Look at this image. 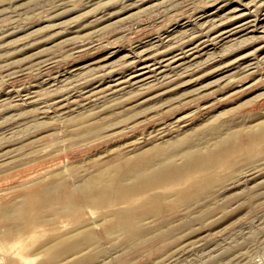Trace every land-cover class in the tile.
Returning <instances> with one entry per match:
<instances>
[{
    "label": "rangeland",
    "instance_id": "obj_1",
    "mask_svg": "<svg viewBox=\"0 0 264 264\" xmlns=\"http://www.w3.org/2000/svg\"><path fill=\"white\" fill-rule=\"evenodd\" d=\"M160 2L164 3L159 4ZM239 3L241 2L238 0H0V206L2 204L13 205L17 199L19 201L21 198L19 202L17 201V205L20 204L23 200L21 194L28 188L30 189L29 186L35 183L42 184L41 181L44 183L51 182L50 179L57 180L55 183L60 182V186L57 184V187L53 186L56 190L63 189L58 190V192L61 191L60 193H62L64 191L63 197L65 198V202L64 198H61V201L50 200V202H43V205L40 203V206L33 207L32 210L29 209L28 213L30 215H36L37 213V215L47 217L53 213L52 219H55V216L58 217L53 221L52 219L51 221H45L46 224H40L37 227V233L29 238V241L33 243L29 248L32 253H29V249L26 250L28 264H37L39 260L47 258V253L42 250L43 244L49 238L52 239L62 231L74 227L76 220L69 215H56V208L72 199L69 197L71 195L69 190L72 191V195L77 192L76 187L74 189L73 186H76V183L83 178L84 174L109 161L112 155L116 157L115 154H119L120 151V153L133 154L136 150L137 152L142 151L148 145L155 144L156 141V143L158 141L164 142V138L167 142V139L175 140L183 136H190L192 140L197 142H205V147H210L213 144V141L209 144L212 129L218 125V122H254L258 113H264V34L262 38L254 41L250 40L228 49L221 48L223 43L221 45L218 43L217 45L206 44V47L200 46L204 40L202 37L205 34L203 33H209L210 35L211 30H208V32L207 28L211 29L208 24H212L208 22L198 28L199 23H203L200 19L203 10L213 9L215 6L221 5L218 17L226 19L224 22L221 21L223 22L222 27H229L235 23L237 24L238 19L232 16L236 12L234 7L240 6ZM262 11L260 7H257L253 12L255 15L261 16ZM192 20L197 22L192 24ZM182 21L187 23L189 31L186 30L185 36L183 35L178 41L179 43L177 42L175 49L179 47L184 51L187 50L186 47L189 48L191 45L197 44L199 45L198 50L203 54L199 53L198 50H194V53H191L192 55L196 53L194 58L191 54L189 55L191 58L188 57L189 59L186 60L190 63H187L186 70L182 72L184 74L180 75V78L174 76L176 79L173 78V82L169 83V87L172 88L173 86L175 89L169 90L167 94H162V98L161 96L151 97L155 93L154 89L147 90L148 92H132L119 102L112 103V105L104 100V102L101 100L102 103H100V99H95L93 89L107 87L108 81L113 77H106V72L113 67V64L115 66L119 64L118 67H120V64L121 67L124 66L121 58L125 53L127 55L131 54L126 60L127 67L130 68L118 70L120 72L116 71L113 75H129L140 62V57L138 59L136 53L132 54L131 51L150 47L152 38L159 33L163 34L168 29L173 31L180 29ZM204 28L205 31H203ZM197 31L199 34L203 32L202 35L197 36ZM65 38L66 41H64ZM67 38H69V42ZM187 39L188 43L185 41ZM196 40L198 43H196ZM113 48L117 49L109 56V63H114L109 65L110 68L109 66L102 67L108 60L99 62L97 60L110 55L111 52L109 51L115 50ZM180 49L174 50L172 54L181 51ZM203 49L205 51L216 50L213 51V55L206 57V52ZM247 51L252 53L256 51L254 57H250L253 69L251 67L246 68L245 63L247 62L245 60H236L239 55L245 54ZM121 55L122 57L119 58ZM177 55L179 53L175 54V56ZM49 57H52V61ZM116 57L118 63H115L117 62L116 59L114 60ZM223 64L225 67L222 66ZM218 65L222 67L219 70ZM98 66L100 72L97 71L99 68L96 69ZM118 67L115 68L118 69ZM253 70L257 74H253ZM229 71L230 73H228ZM224 73L225 75H223ZM94 74H96V78ZM246 74L250 75L246 76ZM159 81H163V79L159 77ZM174 83H177V85L181 83V85H178V87ZM48 87H51V89ZM187 89H192L189 90L191 93ZM35 90H37V93L41 92V94H34ZM84 91L87 94L83 98ZM178 92L180 95L183 92L181 98L178 96ZM17 93L18 95H16ZM80 95H83L81 97L83 99L80 98ZM141 98H143V103L139 101ZM159 98L160 100H158ZM15 99L19 104L15 102ZM146 99H148V102ZM168 99L169 102L166 101ZM171 99L172 102H170ZM187 99L188 102L184 103ZM33 101L35 102L33 103ZM24 102L26 103L24 104ZM135 102H138V104H135ZM200 105H204V107H200ZM148 109H150V112ZM61 111L63 112L61 113ZM146 111L147 113H144ZM66 113H69L67 118H65ZM145 114L146 116H144ZM179 115H184L188 120L184 117L186 121L181 123L186 122L185 126L182 124L177 132L172 135L173 137H169L168 124L175 120V116ZM147 117L148 119H146ZM137 118L139 119L137 120ZM149 118L152 119L149 120ZM80 121L82 123H79ZM154 121L157 122L156 125L153 123ZM110 122H115V126L112 124L109 128L106 124ZM104 125L107 126L103 128L105 133L102 132L103 129L91 133L79 132L80 129ZM157 126H160L161 129L160 127H158L159 130L154 128ZM118 128L122 130L120 133ZM109 129L117 130L118 134L116 131L113 134L112 130ZM152 131L158 134L166 131L168 133L166 132L164 138L159 137L154 141L152 137L147 138V132ZM99 133L100 135L105 134L106 137L100 136ZM110 133L113 135L110 136ZM262 142L264 145V138L257 140L249 147V151L254 147L251 151L250 157L252 158L250 160L247 159L246 151L233 148L229 150L227 155L211 159L208 169L211 171L210 173H213V171L216 173L213 174L216 176L214 181L220 180L216 184H213V181L210 184L211 187L202 193L200 198L210 189H212L211 192L214 198L209 201L200 200L199 198L192 201V203L181 204L180 207L175 208V211L174 209L171 212L169 211V220H173L175 223L172 226V240L169 239V241L171 240L169 244L166 245L164 242H158V240H155V243L153 240L154 242L148 243L150 247L147 243L140 244L141 246L138 245L139 247L136 246L133 249L128 247L127 250H121L122 253H119V256H108V264L118 261H115V259L123 257L125 251H128L125 254L127 260L124 259L130 261L131 264H151L152 261V264L155 261L154 264H164V262L166 264H227L228 261L231 262L230 264H264V147ZM135 144L138 148L134 149ZM181 146L177 145V147ZM123 147L125 149H122ZM130 148L134 150H130ZM4 150L8 152H3ZM106 150L107 152H105ZM11 160H15V162L10 163ZM95 160L98 165H95L96 162L93 166ZM100 160L104 162H100ZM227 160L230 162L228 165L223 163ZM182 162L181 159L175 160L176 164ZM33 174L36 175V178ZM196 174L200 173L196 172ZM33 177L34 179H32ZM30 180L33 181V184ZM17 182L19 183L17 184ZM63 184L64 186L68 185L65 187L68 188V195L66 194L67 191L64 190L65 188H63ZM24 186L26 187L24 188ZM178 186L180 188L183 184L175 183V181L170 183V187L174 192L179 189ZM173 191L170 192L173 193L172 196L174 197ZM20 192L22 193L20 194ZM200 205L206 207L204 208V216L199 215L201 207L199 209L198 207ZM97 209L102 211L104 207L103 209L89 207L87 208L88 214L95 218L99 217L101 212L98 214ZM34 211L36 212L34 213ZM178 217H183L182 221ZM180 233L183 235H179ZM112 241H110L112 244L108 241L109 243L106 242L107 244L104 245L105 248L108 247V244L110 245V248L108 247L110 252L113 251L115 243ZM157 242L166 246V250L163 245L157 244ZM153 243L156 246L158 245V247H155L159 250L153 247L155 245ZM192 244L195 245L192 246ZM168 245L169 247H167ZM180 245H182V249H180ZM174 247L175 252L172 251V253L174 252L172 254L171 250ZM188 247L191 248L188 250ZM15 248L11 242L3 241L0 238V254H2L0 257H3L9 249L14 251ZM203 248H206V250ZM179 250H186V252ZM106 251L108 252V249ZM177 251L179 252L177 253ZM164 253L167 254L164 255ZM97 254L99 253H95V255ZM174 254L179 255L175 256ZM164 256L166 257L162 258ZM159 258L162 259L161 262L158 260ZM0 264H3V262Z\"/></svg>",
    "mask_w": 264,
    "mask_h": 264
},
{
    "label": "bare ground",
    "instance_id": "obj_2",
    "mask_svg": "<svg viewBox=\"0 0 264 264\" xmlns=\"http://www.w3.org/2000/svg\"><path fill=\"white\" fill-rule=\"evenodd\" d=\"M235 1H237V0H235ZM238 1L241 2V3H239L240 6L238 5L237 7H234L235 11H236L235 15L234 16L231 15L235 19L236 18L238 19L237 24L235 23L233 26L222 27V24L226 19L224 20L222 18V16H221L222 19L219 18L220 16L218 17V12H219V9L221 6V5L218 6L219 5L218 3H217L218 5L215 6L216 8L214 7L213 9H208V10L206 9V10H203V12L201 11L202 13L200 15L201 16L200 19L203 23H201L199 21L202 24L200 26V23H199V27L195 25L196 23L194 25L196 27L200 28L203 26V24L206 25L208 22L212 23V24H208V25H210L209 27L211 29L207 28V31L211 30L210 35H209V33H203V32L200 33L201 35H202V33L205 34V35H203L204 37H202L204 40L202 41V44H200V46L206 47V44H216L217 45V43H218L221 45V43H223L222 47L220 45H219V47L224 48V49H228V48H231L235 45H238V44L241 45L243 43H246L250 40L254 41L255 39L262 38V36L264 34V1L263 0H259V1L258 0H242L243 3L241 0H238ZM162 3H164V2H162ZM162 3L160 2L159 4H162ZM156 5H158V4H156ZM257 7L258 8L260 7L261 10H263L261 13V16L255 15L253 12L255 10V8H257ZM256 14H258V13H256ZM195 16H196V14H195ZM232 17H231V19H232ZM186 19L189 20L188 17H186ZM194 20H192V22H191L192 24H193V22H197ZM216 20H217V23L215 24ZM222 20H223V22H221ZM229 24H231V23H229ZM190 27H192V26H190ZM188 28L189 27H187V23L182 21L180 29L173 31L172 29L170 30L167 28L168 30H166V31L164 30L165 32L163 34L159 33L156 35V37L152 38L150 41V47H146V48L143 47L141 49H134L133 48L134 49L133 51L130 50L132 52V54L136 53L137 58L140 57V62L136 68L133 65L128 63L130 66H133V68H135L133 71L130 70L131 72L129 75H126V76H122L121 74L113 75L116 71L123 70V69L126 70V68L129 67V66L127 67L126 60L128 59V57L131 54L127 55L125 53L123 57H122V55L119 56V58L122 57L121 58L122 64H124V66L122 65V67H121V64H120V67H118L119 66V64H118V65H116L118 67V69H117V68H115L116 66L113 64V67H111L110 70L108 69L109 71L106 72L105 76L106 77L107 76L113 77V78H110V80L107 79V80H109L107 83L108 85L105 84L107 87H103V88L100 87L97 89H93V91H95L93 93V96L95 95L94 96L95 99H98V100L100 99V101L104 100L106 103L108 102V104L110 103L112 105V103L119 102L126 95H128L132 92H134V93L135 92H137V93L138 92L139 93L140 92H148L147 90L154 89L155 93L153 92L154 94L151 95V97H153V96H159L160 97L164 93L167 94V92H169V90H172L174 88L173 86H172V88H170L171 86L169 87V83L173 82V78L176 79V77H174V76L179 77L180 75L182 76V74H184L182 72H184V70H186L187 63H190L186 59H189L188 57L191 58V56H193V58H194L196 53L194 55H192L191 53L194 50H198L197 47L199 45H197V44L193 45V46L191 45L189 48L186 47L187 50H184V51H182V49H180L179 47L177 49H175L177 42L183 37L184 33L186 32V30ZM163 29H165V28H163ZM192 29H193V27H192ZM192 29H190V30H192ZM188 31H189V29H188ZM203 31H205V28ZM200 34H199V32L196 33L197 36H201ZM188 35H186V36H188ZM197 36H196V38H197ZM188 37L190 38V36H188ZM191 38H192V35H191ZM67 39L69 42L70 41L69 38H67ZM70 39H71V37H70ZM173 39H174V41H172ZM183 40H184V38H183ZM200 40H202V39H200ZM64 41H66V38ZM169 41H171V42H169ZM185 41H187V43H188V39ZM145 42H146V40H145ZM180 42L182 43V41H180ZM196 43H198V41ZM181 46H182V44H181ZM183 46H185V45H183ZM261 46H262V44H261ZM78 47H80V46H78ZM135 47H138V46H135ZM210 47H212V46H210ZM117 48H118V46H117ZM113 49H115V48H113ZM116 49L113 51H109V52H111L110 55H106V56H104V58H102V59L100 58V60H97L98 62L108 60L104 63L105 65L103 64L102 67L109 66L110 64L114 63V62L109 63L110 62L109 56H111L113 54V52L116 51ZM178 49H180L181 51H177L174 54H172L174 50L176 51ZM216 49H214L212 51H210L211 49L208 51H205V49H203V50L206 52V57H207L208 55H211V54L213 55V51H215ZM224 49H222V50H224ZM257 49H258V47H257ZM250 51H247V53H245V54L239 55L238 58L236 59L237 61L245 60V62H247V63H245V65L247 66L246 68H250L252 66V64H251L252 61H250V57L251 56L254 57V53L256 52V51H254V53H252ZM176 53H179V55L175 56ZM199 53H202V52L199 51ZM190 54H191V56H189ZM261 54L263 55V53H261ZM196 57H198V56H196ZM51 58H50V60L52 61ZM137 58H135V59H137ZM195 59H197V58H195ZM50 60H48V61L51 62ZM114 60L117 61L115 63H118L117 57L114 58ZM193 62H194V59H193ZM119 63H121V62H119ZM132 63H134V62H132ZM99 65H101V64H99ZM222 66L225 67L224 64ZM236 66H238V65H236ZM254 66H256V65H254ZM243 67L245 68V66H243ZM98 68H99V66L96 67V69H98ZM109 68H110V66H109ZM220 68H222V67H220L218 65V70ZM233 68H234V66H233ZM237 68H239V67H237ZM106 69H107V67H106ZM99 70H100V68L97 71H99ZM220 71H222V70H220ZM103 72H105V71H103ZM118 72H120V71H118ZM253 72H254V70H253ZM228 73H230V71ZM228 73H226V74H228ZM243 73H245V72H243ZM255 73L256 72H254L253 74H255ZM97 74H99V73H97ZM247 74H246V76H249L251 73L249 75H247ZM76 75H77V73H76ZM94 75L96 78V74H94ZM223 75H225V73ZM221 76H222V74H221ZM159 77L161 79H163V81H159ZM231 77H232V75H231ZM64 78H62V79H64ZM179 78H178V80H179ZM102 80H103V78H102ZM174 84H176V86L181 85V83L178 85H177V83H174ZM93 85H95V84H93ZM171 85H173V84H171ZM51 87H53V86H51ZM51 87H48V88L51 89ZM96 87H99V86H96ZM245 87H247V86H245ZM189 90L191 91L192 89H187V91L189 93H191ZM36 91L37 90H35L34 94L37 93ZM180 91H182V90H180ZM24 92H26V91H24ZM39 93L41 94V92H39ZM39 93H37V94H39ZM171 93H172V91H171ZM196 93H197V91H196ZM22 94H20V95H22ZM84 94H85L84 96L82 95L83 98L86 97L87 93H85V91H84ZM143 94H145V93H143ZM172 94H174V93H172ZM181 94L183 95V92H181ZM16 95H18V93ZM182 95H180V93L178 92V96H180V98ZM82 96L80 95V98ZM169 97H171V96L169 95ZM174 97H176V96L174 95ZM35 98L37 100V98H38L37 95ZM35 98H34V100H35ZM83 98H81V99H83ZM161 98H162V96H161ZM189 98H191V97H189ZM13 99H14V97H13ZM88 99H90V98H88ZM93 99H91V100H93ZM144 99H145V97H144ZM155 99H157V98H155ZM176 99H179V98H176ZM5 100H6V97H5ZM86 100H87V98H86ZM98 100H96V101H98ZM142 100H143V98H141L139 101H142ZM147 100L148 99H146V101ZM158 100H160V98ZM55 101H56V99H55ZM102 101L100 103H102ZM166 101L169 102V99ZM172 101L173 100L171 99L170 102H172ZM189 101H192V100H189ZM15 102H16V99H15ZM19 102H20V100H19ZM34 102L35 101H33V103ZM85 102H87V101H85ZM138 102H135V104L136 103L138 104ZM168 102H167V104H168ZM181 102L182 101L180 100V103ZM186 102H188V99L186 101H184V103H186ZM16 103H18V102H16ZM25 103L26 102H24V104ZM106 103H104V104H106ZM142 103H143V101H142ZM1 104H2V102H1ZM160 104H162V103H160ZM94 105H95V103H94ZM58 106H60V105H58ZM152 106H155V105H152ZM158 107H160V106L158 105ZM161 107H163V106H161ZM200 107H204V105L203 106L200 105ZM148 111L150 112V109H148ZM153 111H154V109H153ZM62 112L63 111H61V113ZM144 113H147V111ZM155 114H156V112H155ZM68 116H69V113H66L65 118H67ZM144 116H146V114ZM148 117L146 119H148ZM184 117H185L184 115H179V116H175L174 121H171V122H169V120L167 121V123L169 122V124H168L169 130L166 127L168 132H169V135H168L169 137L170 136L173 137L172 135L175 132H177V130L183 124L181 122L188 120L186 117H185V119H186L185 120ZM143 118H142V120H143ZM154 118H155V116H154ZM138 119L139 118H137V120ZM150 119H152V118H149V120ZM160 121H161V119H160ZM115 122H116V119H115ZM115 122L114 123L110 122L111 124L108 123L106 125H108V127L110 128L112 126V124H114V126H115ZM79 123H82V121H80ZM153 123H155V121ZM153 123L151 124L152 126H153ZM167 123L165 122V124H167ZM156 124H157V122L155 123V125ZM106 125L101 126V127H91L89 129H85V128L80 129L79 132L80 133H82V132H84V133L95 132L98 130H102ZM132 125H134V124H132ZM158 127H160V126H157L154 128L158 129ZM160 129H161V127H160ZM109 130H112V129H109ZM118 130H120L119 133L122 131L121 128L120 129L118 128ZM162 130H163V128H162ZM212 130L213 131L211 134V140L209 141V144L212 141H213V144L210 147H205V142L201 143V142H197V141L192 140L190 136H183V137H180L179 139H175V137H174L175 140L170 138L173 140L172 141V140H168L167 139L168 136L166 135L167 136L166 137L167 142H166V140L163 136H165L167 131L164 133H159V134L154 133L155 131L154 132L152 131L149 133L147 132V135H148L147 138L152 137V139L154 140V139H158L159 137L160 138L163 137L164 140L163 139L162 140L164 142L158 141V143H156L157 142L156 141L155 144L152 143L153 145L150 143L151 146L148 145L147 148H145V149L142 148L143 149L142 151L139 149L140 151L137 152V150H136L137 153L135 152L133 154H127L123 151H122L123 153H120L121 152L120 151L119 154L114 153L116 155V157L114 155H112V158H110L109 161L102 163L103 165L99 164L100 166L98 168L96 167V169L90 170L89 173H87L88 172L87 171L86 172L87 174H84V176H82L80 174L83 178L79 179L77 183L75 180L76 186L73 184L74 185L73 188L76 187V191L78 193L76 192L74 195H72V191L69 190V192H70L69 194H71L69 197H71L72 199H70V200L67 199V200H69L68 202H66L62 205L60 204V206L56 208L57 211L54 210L56 215L64 214L65 216L66 215L72 216L73 219L76 220V223H75L76 225L74 224V227H70L69 229L62 231L59 235L52 237V239L49 238V240L45 244H43V246H42V248H43L42 250L44 251V253H47L48 257L45 259L39 260L37 262V264H108V262H107L108 256H110V255L119 256V253L120 254L122 253L120 251L121 250H127L128 247L133 249V247L134 248H136V246L139 247L138 245H140V244H142V245L145 243L150 244V242H152L153 240L154 241L158 240V242L159 241L164 242L166 245L169 244L170 241L172 240L171 239V237H172L171 232L173 230L172 226L175 225L173 220L172 221L169 220V211L171 212V211H173V209L175 211V208L178 206L180 207L181 204H187V203H192V201H196V199H199L201 197L202 193H204L208 188L211 187L210 184L214 181V179L216 177L215 175H213L215 172L213 171V173H210L211 171L208 169L210 167L209 163H210L211 159L216 158V157H220L223 155H227L229 150H231L232 148L246 151V153L248 155L247 159L250 160L252 158V157H250V155H251V151L253 150L254 147L250 151H249V147L251 145H253V143H255L257 140L264 138V113L263 114L258 113L254 122H246V121H243V122L230 121V122H225V123H219L218 122V125ZM104 131L105 130L103 129L102 132H104ZM115 131L118 134L117 130H114V131L112 130V133ZM147 131H149V130H147ZM99 135H100V133H99ZM101 135H103V134H101ZM112 135L110 133V136H112ZM243 135H244V137H243ZM104 137H106V136H104ZM146 141H147V139H146ZM143 142H144V140H143ZM257 143H259V142H257ZM182 144H183V146H181ZM136 145L137 144H135V147L133 146L134 149L137 147ZM177 145L181 146V147H177ZM262 145H263V142H262ZM129 147H131V146H129ZM133 147H131V148H133ZM263 147H264V145H263ZM131 148H130V150H134ZM122 149H125V148L123 147ZM126 149L129 151L128 148H126ZM263 149H260V150L262 151ZM107 150L105 152H107ZM258 151H259V149H258ZM3 152H8V151L4 150ZM113 156H114V158H113ZM176 159H181L183 162L181 164H176L175 163ZM7 161H9V160H7ZM101 161H103V160H100V162ZM13 162H15V160L10 161V163H13ZM96 162H97L96 160H95V162L93 161V166L98 165V162H97V164H95ZM7 163H9V162H7ZM223 163L228 165L230 162L227 160ZM1 166H3V165H1ZM91 167H92V165H91ZM207 169H208V171H206ZM196 172H199L200 174H196ZM35 176L36 175H34V177ZM34 177L32 179H34ZM50 177H52V176H50ZM237 177H239V176H237ZM219 180L220 179L214 181L213 184L218 183ZM35 181H36V179H35ZM50 181L51 182L48 181L46 183L41 181L42 184H38V183L33 184L32 183L33 181H31V183L33 185L29 186L30 189L28 188V190H25V192L23 194H21L23 192V190H22V192H20L21 196L23 195V200L20 202V204L17 205V203L21 200V198L19 201H18V199L16 200V203H15L16 205L15 204H13V205L12 204L11 205L2 204V206H0V238L3 241L11 242L13 244V246L16 247L15 249H13L14 251H12L10 249L8 250V252L5 251L6 254L5 255L3 254L4 256L0 257V259H1L0 261L3 260L2 261L3 264H28L27 258H26L27 257L26 250H28L33 243L32 241H29V238H31L33 235H35L37 233V231H38L37 227L40 226V224H44L45 221H47V220L51 221V219L54 216L53 213H51V215L47 216V217L40 216L39 214L37 215V213L35 215L34 213L36 211H34V213H33L34 215H30L28 213L29 209L32 210L31 208L40 206V203L42 204L43 202H47V201L50 202V200H53V201L54 200H60L61 201L62 200L61 198H64L63 197L64 191H62V193H60L61 191L58 192V190H63V189H57V190L55 189V187H57V185L60 186V184H59L60 182L58 181L57 183H55V181H57V180H51V179H50ZM173 181H175V183L179 182V184L181 183V184H183V186L180 188L178 186L179 189L178 188H177L178 190L174 189L175 190V192H174L170 187V183H172ZM18 183L19 182H17V184ZM21 184H23V183H21ZM24 185H27V184H24ZM53 185H55V187ZM66 185L64 186V184H63V186H64L63 188H65ZM171 185H173V184H171ZM25 187L26 186H24V188ZM67 189L65 188L64 190L67 191L66 194L68 195ZM211 190L212 189L207 191L203 195V197L200 198V200H202V199L207 200V201L212 200V198H214V196H213ZM170 191L174 192V197L172 196L173 193H171ZM64 202H65V198H64ZM207 203H210V202H207ZM48 206H50V205H48ZM52 206H54V205H52ZM89 207H93V208L99 207L102 209L104 207V210L100 211L97 209L99 211L98 214L100 212L101 213L99 214V217L95 218L94 216L93 217L90 216L91 214L90 215L88 214L87 208H89ZM199 208H200L199 215L204 216L205 215L204 208H206V207L204 205H202V206L200 205L198 207V209ZM30 213H31V211H30ZM55 217L57 218L58 216H55ZM180 218L178 217V219H180ZM182 218L180 219V221H182ZM55 219H52V221ZM8 223H10V224H8ZM179 235H183V234L180 233ZM106 239H108V240H106ZM169 239H171V240L169 241ZM104 240H106V241H104ZM111 240H113L115 243L112 241L114 243V247H113L112 252H110V250H109L110 245L108 244L109 248L106 246V248L108 249V252H110V253H108L106 251L107 249L104 247V245L109 243ZM158 242H157V244L163 245L162 243H158ZM155 243H156V241H155ZM155 243H153V244H155ZM186 243L190 244L189 242H186ZM110 244H112V243L110 242ZM147 244H146V247H147ZM185 244H182V245H185ZM182 245L179 246L180 249H182L181 248ZM194 245L195 244H192V246H194ZM212 245H214V244H212ZM38 246H40V245H38ZM155 246H156V244L153 247H155ZM201 246L203 247V244ZM206 246H207V244H206ZM148 247H150V245ZM153 247H151V248H153ZM156 247H158V245ZM165 247L166 246H164V249H165ZM167 247H169V245ZM195 247L197 248V246H195ZM35 248H37V247H35ZM190 248L188 247V250ZM206 248L205 249L203 248V249L206 250ZM154 249H153V251H155L157 248L155 250ZM198 249L200 250V247ZM157 250H159V249H157ZM165 250H164V252H166ZM212 250H213V248H212ZM172 251L175 252V247H174V249L171 250V253H172ZM179 251H181V250H179ZM179 251H177V253ZM184 251L186 252V250H184ZM184 251L182 250L181 252H184ZM125 252H126L125 254H127L128 251H125ZM29 253H32V252H30V249H29ZM95 253H99V254L95 255ZM112 253H114V254H112ZM116 253H118V254H116ZM33 254H34V250H33ZM123 254H124V252H123ZM125 254L123 255V257H118V258L114 257V258H117V259H115V261L118 260L115 263L116 264H131L130 261H126L127 258H125L126 257ZM166 254L164 253V255H166ZM201 254H203V253L201 252ZM205 254L207 255V253H205ZM212 254H214V253H212ZM0 255H2V254H0ZM177 255H179V254H177ZM177 255H175V256H177ZM128 256H129V254H128ZM161 256H163V255H161ZM168 256H167V258H168ZM227 256H229V255H227ZM165 257L166 256H164L162 258H165ZM229 258H227V259H229ZM170 259H172V258H170ZM223 259H224V257H223ZM130 260L132 261V258ZM158 260H160V262H161L162 259L159 258ZM164 261H162V262H164ZM230 261H231V259H230ZM2 262H0V263H2ZM152 262H151V264H152ZM168 262H169V260H168ZM228 262H227V264H228ZM115 263H113V264H115ZM157 263H159V262L157 261ZM230 263L231 262H229V264ZM164 264H166V263L164 262Z\"/></svg>",
    "mask_w": 264,
    "mask_h": 264
}]
</instances>
